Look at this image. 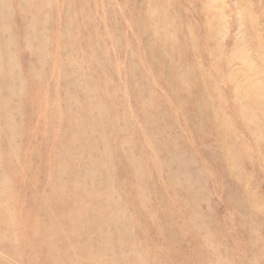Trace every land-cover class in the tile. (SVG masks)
Listing matches in <instances>:
<instances>
[{
	"label": "rangeland",
	"instance_id": "1",
	"mask_svg": "<svg viewBox=\"0 0 264 264\" xmlns=\"http://www.w3.org/2000/svg\"><path fill=\"white\" fill-rule=\"evenodd\" d=\"M33 1L39 6L35 17L20 0H0V22L6 23L3 29L0 23V209L14 218L8 222L16 229L0 237V264H67L69 259L75 264H181L194 258L200 264L205 236L200 227L206 230L209 223L220 229V257L232 255L241 264L248 253L257 258L254 264H264L259 182L264 177V0ZM178 8L183 25L179 21L174 28L171 16ZM31 22L38 24L32 28ZM37 27L46 43L42 59L36 48L42 35L31 39L25 32ZM180 40L193 43L188 51L174 53L169 45ZM199 72L211 81L204 82L209 94L221 98L217 105L206 106L200 85L190 88L194 82L188 76ZM237 98L256 119L250 129ZM10 100L16 104L12 113L4 105ZM93 108L103 116L101 130L85 114ZM68 112L76 116L73 127ZM224 115L226 129L239 137L227 147H243L249 160V167L237 173L232 167L212 169V164H226L223 156L224 163L217 158ZM95 164L92 172L79 171ZM189 174L207 178L200 198L192 199L194 187L174 183L173 178ZM215 176L225 187L235 182L244 207L229 204ZM106 201L112 206L102 215ZM79 206L92 208L117 229L108 226L87 245L76 244V232L67 225L76 220L70 218ZM203 217L210 222L195 221L196 230L190 229L193 218ZM49 221L54 228L46 234L41 229ZM35 222L43 226L28 230ZM259 224L263 230L255 232ZM58 233L69 253L63 262L43 253L48 240L42 239ZM37 235L34 244L22 241ZM136 240L141 244L134 248ZM16 245L23 249L11 259L9 247Z\"/></svg>",
	"mask_w": 264,
	"mask_h": 264
},
{
	"label": "bare ground",
	"instance_id": "2",
	"mask_svg": "<svg viewBox=\"0 0 264 264\" xmlns=\"http://www.w3.org/2000/svg\"><path fill=\"white\" fill-rule=\"evenodd\" d=\"M21 1V3L22 4H25L26 6H27V8L28 9H30L31 11H29V13H30V15L32 16V15H34V17L35 16H37L38 15V12H37V9H38V4L36 3V2H34L33 0H27L28 2H29V4L26 2H24V0H20ZM31 2V3H30ZM33 2V3H32ZM21 4V5H22ZM28 4V5H27ZM37 6H35V5ZM42 6H43V2H42ZM163 7H164V5H162ZM24 9V8H23ZM162 10V9H161ZM171 10H173V9H171ZM160 11V10H159ZM176 12V11H175ZM161 13H163V12H161ZM179 13H181V10H180V8H178V13L176 12V13H173L172 15L173 16H171L172 17V22H171V24H172V26L174 27V28H179L180 27V23H181V26L183 25V22H181V20L180 19H182L181 17H179ZM176 15H178V16H176ZM28 18V17H27ZM159 18V17H158ZM24 19V18H23ZM160 19V18H159ZM171 19V18H170ZM27 20V19H26ZM179 21H180V23H179ZM1 23V22H0ZM6 23H5V21H4V23H1V27H2V29L3 28H5V25ZM38 24V23H37ZM35 22H31L28 26H32V28L33 27H35L36 25H37ZM28 26H26V27H28ZM31 28V27H30ZM167 28V27H166ZM35 29L36 28H34L33 30H29V28H27V31H25L26 32V34L31 38V39H33L34 38V34L36 35V34H41L42 36H39L38 35V46H36V48H37V53L39 54V56L41 57V59L43 58V56H44V53H45V45H46V43H45V41H42L41 40V38L43 37V34L42 33H40V30H41V28H38L37 27V31H35ZM163 28H159V30L161 31ZM5 33H7V30L5 31ZM67 35V34H66ZM157 35H158V37H161V34L160 33H158L157 32ZM29 40V39H28ZM45 40V39H44ZM190 42L191 43H193L191 40H188V42H185V41H181L180 40V42H173V45L171 46V44L169 45V48L170 49H172V51L174 52V53H178V54H180L181 52H183V50L185 49V50H187L186 49V46L187 45H189L190 44ZM188 51V50H187ZM189 54H190V57H191V55H193L194 54V52L193 51H189L188 52ZM185 62V61H184ZM183 62V63H184ZM180 66H181V68L183 67V64L182 63H180ZM194 66L196 67V62H194ZM180 68V67H179ZM168 69H169V67H168ZM182 72V71H181ZM202 73V72H201ZM200 72L198 73L199 75H198V77H197V75L195 76V77H191V76H188L189 77V80H193V82L194 83H192V85H191V87L190 88H192L193 87V89H196L197 88V85H200V87H201V89H203V91L205 92V95H206V97L208 96V99L206 98V97H204V98H206V99H204V101H205V104H206V106L208 107L211 103H214L215 105H217L218 104V102H220L221 101V98H219L218 99V97H212L209 93V90H208V86L205 84V83H208V82H211L210 80H205L206 79V74H201ZM203 75V76H202ZM0 76H1V74H0ZM183 80H185V79H183ZM205 82V83H204ZM89 85H90V82H87ZM209 85V84H208ZM205 86H206V88H205ZM3 88H4V85H3V83L1 82V80H0V99H4V93H3ZM15 90H17V88L15 87L14 88ZM94 92V90H91L90 89V93L91 92ZM186 93L188 94V95H190V91H186ZM182 96V95H181ZM90 98H92V96H90ZM90 98H88V99H90ZM191 98V97H190ZM64 100V99H63ZM213 100V101H212ZM85 102V101H84ZM66 103V102H65ZM183 103V102H182ZM4 105H5V111L6 112H11L12 113V111H13V109L16 107V104L12 101V100H10L9 102H6V103H4ZM73 104H71V106H72ZM236 105H238L237 107H238V111H239V113L241 114V115H244V107H246L245 106V104L243 103V101H240V99L239 98H237V104ZM66 107H68L67 105H66ZM79 108V107H78ZM199 108V107H198ZM68 109V108H67ZM251 109H253V108H251ZM74 109H72V110H70V111H73ZM249 110V109H248ZM94 111H95V109L93 108L92 110H90V111H86L85 112V114L87 115V116H91V117H94L95 118V124L97 125V127L99 128V130H101L102 128H103V126L101 125V119H102V117L103 116H101V115H98V114H94ZM254 112V111H253ZM85 114H84V116H85ZM78 115H80V114H78ZM98 115V116H97ZM245 115H246V118H244L245 119V123L246 124H248V127H249V129H250V127H252L254 124H255V120L256 119H254L252 116L250 117V113H245ZM244 115V116H245ZM106 116V115H105ZM217 116V118L219 119V116L218 115H216ZM226 115H224V117H223V119L220 121V123H221V125H222V130L220 131H218V129H217V132H218V134H219V138H220V140H218V142H220L221 143V145H222V150H221V152L220 151H217L218 152V154H219V156L217 157L218 158V160H219V158L221 159L222 158V161H223V163L226 161V164L224 163V164H212V169H214V166L215 165H217V166H220V167H223V170H224V172H225V170L227 169V167L228 168H230V167H232V168H235V171H236V173H237V170H239L241 167H243V165L244 166H246L247 168L249 167V166H247V165H249V160H247V157L244 155V152L242 151L243 150V147L241 148V146H237V148H235V147H231L232 146V144H234V142L236 143L237 141H238V136L237 135H235V134H233V132H229L228 131V129H226L227 128V125H229V121L226 119V117H225ZM76 116L72 113V112H68V115H67V121L69 122V124H70V127H73L74 126V124H75V122H76V118H75ZM148 117V116H147ZM247 117H248V119H249V122L247 121L246 122V120H247ZM86 120V119H85ZM84 120V121H85ZM101 120V121H100ZM150 120V119H149ZM82 123V122H81ZM81 123H80V125H81ZM88 124H91V125H93L94 124V122L92 121V122H89ZM241 126V125H240ZM246 126V125H245ZM9 127V126H8ZM110 127H112V126H110ZM231 127V123H230V126H229V128ZM247 127V126H246ZM233 128H234V126H233ZM81 129V128H80ZM79 129V130H80ZM236 130V129H235ZM232 131H234V130H232ZM245 131V130H244ZM241 132V131H240ZM73 133H75V132H73ZM255 134V138L257 139V136H256V133H254ZM212 135V134H211ZM214 135V134H213ZM163 137V136H162ZM214 137V136H213ZM92 140V139H91ZM237 140V141H236ZM257 142H258V140H256ZM97 142V141H96ZM170 143V142H169ZM238 143H240V142H238ZM89 144H91V143H89ZM88 144V145H89ZM227 144H231V146H229V147H231V150L229 149V147H227ZM92 146V145H91ZM95 146V145H94ZM214 147V146H213ZM215 148H216V145H215ZM233 148V149H232ZM214 149V148H213ZM92 150V149H91ZM215 150V149H214ZM11 151V150H10ZM212 150H207V153H209V152H211ZM7 152H8V150H7ZM91 152V151H90ZM181 152V151H180ZM85 153V152H84ZM65 155V154H64ZM224 157V160H223V157ZM79 157V156H78ZM163 157V156H162ZM92 158H93V156H92ZM103 158V157H102ZM80 159V158H79ZM104 159V161L106 160L105 158H103ZM61 161V160H60ZM220 161V160H219ZM59 162V161H58ZM78 162V161H77ZM216 163V162H215ZM221 163V162H220ZM78 164V163H77ZM80 164V163H79ZM103 164H104V162H103ZM173 164H175V160H173ZM98 166L95 164V166H93V168H89V167H87V165L86 166H82V168L79 170V171H84V170H86V171H90V172H92L91 170H95L96 168H97ZM124 167V166H123ZM77 168V167H76ZM123 169V168H122ZM99 171V170H98ZM130 171V170H129ZM89 172V173H90ZM101 172V171H100ZM100 172H99V174H100ZM82 173V172H81ZM89 173H85V175H87V174H89ZM110 173V172H109ZM108 173V174H109ZM166 173H168V171L166 172ZM76 175H78V174H76ZM110 175V174H109ZM79 176H80V173H79ZM181 176V175H180ZM225 176V175H224ZM233 176H235V177H237L238 176V174H236V175H233ZM232 176V177H233ZM110 177V176H109ZM216 177V176H215ZM74 178H75V176H74ZM74 178H72V179H74ZM100 178H102V176L100 177ZM217 178V177H216ZM225 178H227V176L226 177H224V180H225ZM234 178V177H233ZM92 179H94V177L92 178ZM213 179V178H212ZM215 179V178H214ZM96 180H97V178H96ZM101 180V179H100ZM99 180V181H100ZM173 180H175L174 181V183L177 181L178 182V184L176 185V186H181V185H184L185 187H190V186H192V187H194V188H192V191H193V193H192V199H194L195 197H199L200 196V194L199 193H201V191H202V189L205 187V183H206V185H207V178H203V177H200V175L198 174V175H195V176H192V174H189V175H187V176H183V177H177V178H173ZM217 182H218V185H220V186H218L219 187V191L220 192H223L224 194H226L227 196H228V201H229V204L234 208V209H236V208H242V206L244 205V201L243 200H241V198L238 196V194H239V191H238V194H237V189L239 188H237L236 187V185L234 184L235 182H232L228 187H225L224 186V181H222L223 179H219V178H217V179H215ZM74 181V180H73ZM98 181V180H97ZM101 181H103V180H101ZM202 181V182H201ZM209 182H210V180H208ZM235 181V180H234ZM93 182H94V180H93ZM104 182V181H103ZM259 182H260V186H263L264 187V177H261L260 178V180H259ZM98 183V182H97ZM102 183V182H101ZM241 183V182H240ZM94 184V183H93ZM95 184H96V181H95ZM144 184V183H143ZM242 184V183H241ZM195 185H197V187H195ZM96 188H95V191H98L99 190V186H95ZM142 187V186H141ZM217 187V188H218ZM255 188L257 187V185L256 186H254ZM146 188V187H145ZM210 188V187H209ZM244 188V187H243ZM255 188H253V189H255ZM198 189L200 190V192L198 191ZM214 189H216V188H214ZM241 189V188H240ZM77 190H81L80 188H78V186H77ZM243 190H245V188L243 189ZM177 191V190H176ZM179 191V190H178ZM181 191V190H180ZM217 191V190H216ZM107 192V191H106ZM139 193H141V192H139ZM177 195V194H176ZM207 195V194H206ZM242 195H243V193H242ZM209 196V195H208ZM90 197H93V195L92 196H90ZM188 197H189V201H190V197H191V194L190 193H188ZM244 197V196H243ZM200 198V197H199ZM204 198V197H203ZM85 199V198H84ZM192 199H191V201H192ZM244 199V198H243ZM159 200V199H158ZM196 200H198V199H196ZM196 200H193V201H196ZM245 200V199H244ZM192 201V202H193ZM204 201V200H203ZM143 203V202H142ZM161 203V202H160ZM171 203V202H170ZM177 203V202H176ZM198 203L199 202H197V205H198ZM145 204V203H144ZM256 204H259V202H256ZM99 205V204H98ZM138 205H140V203L138 204ZM147 205V204H146ZM161 205V204H160ZM195 205V204H194ZM108 206H112L111 204H108L107 205V201H106V203H105V206H104V208L103 209H105V210H102L101 208H99V209H101V214L102 215H107V207ZM258 206V205H257ZM99 207H100V205H99ZM189 208H191L192 206H191V204H190V202H189V206H188ZM197 207V206H196ZM244 207V206H243ZM259 207V206H258ZM24 208H26V206H24ZM76 208V207H75ZM84 208V209H83ZM83 208H80V206L79 207H77L76 209V212H77V214L76 215H74V216H72L70 219H74L75 220V218H76V220L75 221H71V222H69V224L67 225V227L69 228V231L70 230H74L75 232H76V234L74 235L75 236V243L76 244H80V245H87L88 243L86 242V240L88 241V242H90L91 240H93L94 239V237L95 236H97V235H99V234H101L102 232H104L106 229H107V227L108 226H110V229H113V230H116L117 229V227H115V223L114 222H110V223H108L107 222V218L106 217H104V216H102V215H99V214H94L93 213V210H92V208H85V207H83ZM143 208V207H142ZM193 208V207H192ZM191 208V209H192ZM195 208V207H194ZM198 208V207H197ZM51 209V208H50ZM96 209V208H95ZM108 209H112V207H109ZM145 209V208H144ZM196 209H192V212L193 213H195L196 211H195ZM240 210V209H239ZM256 210V209H255ZM52 211V210H51ZM75 211V210H74ZM96 211V210H95ZM195 211V212H194ZM242 211V210H241ZM164 212V211H163ZM256 212V211H255ZM254 212V213H255ZM97 213H99V212H97ZM166 213V212H165ZM252 212H250V214H251ZM254 213H252V214H254ZM260 213V212H259ZM258 213V214H259ZM142 214V213H141ZM202 214V213H201ZM210 214V213H209ZM208 214V215H209ZM248 214V213H247ZM256 214V213H255ZM211 215V214H210ZM240 215H243V214H240ZM244 215H246V214H244ZM259 215H261L262 216V213L261 214H259ZM207 216V215H206ZM252 216V215H251ZM255 216V215H254ZM254 216H252L253 218H254ZM264 216V215H263ZM193 217V216H192ZM205 217V216H204ZM204 217H203V221L202 220H197L196 218H193V221L190 223V225H189V227H190V229H193V230H196L195 229V226L193 225L194 223H195V221H198V222H200V223H202V224H204V225H206L205 224V222H208L209 221V219L208 220H206V221H204L205 219H204ZM208 217V216H207ZM8 218H9V220L10 221H13L14 220V218L13 217H11L10 215H6V213H4V211H2L1 209H0V224H2V225H4V227L2 228L1 226H0V237H2L3 235H5V236H7V237H10V236H12L11 234L13 233V231H15L16 229H15V226L13 227L11 224H9V222H8ZM57 218V217H56ZM63 218V217H62ZM140 218V217H139ZM244 218V217H243ZM249 218V217H248ZM260 218V217H259ZM256 219H258V218H256ZM141 220V219H140ZM252 220V219H251ZM254 220V219H253ZM262 220V219H261ZM52 221H49L48 222V224L46 225V226H44V229H41V231H45L46 232V234H48V229L47 228H54L53 226V224H50ZM210 222V221H209ZM255 222V221H254ZM262 222H264V221H262ZM125 223V222H124ZM123 223V224H124ZM257 223V222H256ZM123 224H122V227H123ZM126 224H128V222L127 223H125V226H126ZM141 224V223H140ZM36 225H38V226H43V224L42 223H39V222H35V223H32V224H29V227H28V230L29 229H37L38 227L36 226ZM210 225V223L208 224V226ZM212 226L210 227H206V230H205V227L203 228L204 230H202L201 229V227H200V231H201V233L202 232H204V234H205V236H204V238H202L203 239V242L202 243H199V244H202V249H203V258H202V262L200 263V264H205L204 262H205V260H206V255H211V257H210V260H208V263L207 264H227V263H233V264H236L235 263V259H232V258H230V257H232V255L229 257V258H222V257H220L219 255H218V253L222 250V248H223V245H221V246H219V247H217V245L219 244V243H221V242H219L217 239H218V236H217V233H220L219 232V230L220 229H218V228H216L215 227V225H213V224H211ZM262 225V224H261ZM261 225L259 224V225H255L256 226V228L254 229V231L256 230L257 232H260V230H263L262 228H264V224H263V226H262V228H261ZM121 226V225H120ZM129 227H132V225H130V226H127V228H129ZM140 227H142L143 228V226H141L140 225ZM55 228H56V226H55ZM124 228H126V227H124ZM126 228V229H127ZM211 228V229H210ZM45 229H47V231L45 230ZM125 229V230H126ZM168 229V228H167ZM144 230V229H143ZM171 230H172V228H171ZM129 231V230H128ZM140 231V230H139ZM255 231V232H256ZM156 232V231H155ZM212 232H213V234H212ZM157 233V232H156ZM129 234H131V233H129ZM135 234H137V233H135ZM157 236V235H156ZM56 238H60V241H57L56 240ZM117 238L119 239V240H121L122 238H124V235H122V233L121 234H117ZM139 238H140V236H139ZM36 239H40V236L38 237V235L35 237V238H30V237H23L22 238V241L23 242H26V243H28V244H34L35 243V241H36ZM152 239V238H151ZM42 240H48V242H46V245L44 246V250H43V253H48V254H50L56 261H58V262H63V258L64 257H66V256H68L69 255V253H67V250L65 249V246H66V242H64L63 241V239H62V236H60V234L58 233V235L55 237V238H51V239H49L48 238V235L45 237V239H42ZM140 241V240H139ZM196 240H194L193 242H195ZM136 242H137V245H135V246H133L134 248L136 247V246H139L140 244H141V241H140V243L136 240ZM143 243V242H142ZM151 243V242H150ZM125 244V243H124ZM123 244V245H124ZM127 246H128V244H126ZM145 245V244H144ZM195 244H193V246H194ZM198 245V244H197ZM20 247V248H19ZM19 247L16 245V246H11V247H9V249H11V252H12V254H11V259L13 258V256H14V254H18L19 252H21V250L23 249V247H22V245H19ZM145 247V246H144ZM3 249H2V251H3V253L6 251V248L5 247H2ZM126 248V247H125ZM124 248V249H125ZM128 248V247H127ZM130 248H131V246H130ZM133 248V249H134ZM250 248H252V247H250ZM253 249V248H252ZM74 250V249H73ZM129 250V249H128ZM124 251H127V249H125ZM131 252H132V250H131ZM144 252V251H143ZM75 253V252H74ZM165 253V252H164ZM191 253V252H190ZM156 255V254H155ZM243 256V257H242ZM242 256L240 257V260L242 261V263L244 262L245 264H254L255 263V261H256V259L257 258H254L253 256H251V255H249L248 253L247 254H242ZM158 257V256H157ZM171 257V256H170ZM155 258V257H154ZM159 259V258H158ZM171 259H173V258H171ZM191 259V258H190ZM105 260V259H104ZM231 260V261H230ZM237 260V259H236ZM239 260V259H238ZM152 261V260H151ZM104 262H106V261H104ZM66 263L67 264H75V261L73 260V259H69V260H67L66 261ZM181 264H197L198 262H196L195 261V258L194 259H192V260H190V261H188L187 263L186 262H180ZM241 263V264H242ZM99 264V263H98ZM102 264V263H101ZM105 264H108L107 262L105 263ZM239 264V263H238Z\"/></svg>",
	"mask_w": 264,
	"mask_h": 264
}]
</instances>
